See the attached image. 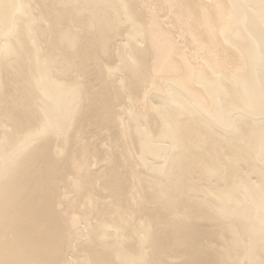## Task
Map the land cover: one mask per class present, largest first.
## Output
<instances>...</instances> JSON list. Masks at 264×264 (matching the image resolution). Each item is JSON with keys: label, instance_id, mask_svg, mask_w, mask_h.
<instances>
[{"label": "bare ground", "instance_id": "obj_1", "mask_svg": "<svg viewBox=\"0 0 264 264\" xmlns=\"http://www.w3.org/2000/svg\"><path fill=\"white\" fill-rule=\"evenodd\" d=\"M0 264H264V0H0Z\"/></svg>", "mask_w": 264, "mask_h": 264}]
</instances>
